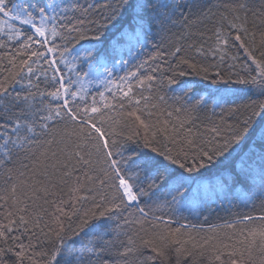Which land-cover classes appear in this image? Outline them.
<instances>
[{
	"label": "snow or ice",
	"instance_id": "1",
	"mask_svg": "<svg viewBox=\"0 0 264 264\" xmlns=\"http://www.w3.org/2000/svg\"><path fill=\"white\" fill-rule=\"evenodd\" d=\"M0 264H264V0H0Z\"/></svg>",
	"mask_w": 264,
	"mask_h": 264
},
{
	"label": "trees",
	"instance_id": "2",
	"mask_svg": "<svg viewBox=\"0 0 264 264\" xmlns=\"http://www.w3.org/2000/svg\"><path fill=\"white\" fill-rule=\"evenodd\" d=\"M210 26V25H209ZM196 30L195 28L193 29ZM93 89L100 88L99 85H93ZM102 90V88H101ZM259 97L256 96H242L235 100L234 104L244 105L250 104L253 100L259 101ZM234 106V105H233ZM243 111V109H241ZM213 211L206 212L203 215L197 217L195 215H189L187 212L183 213L180 217H173L174 222L169 227L175 229L180 226V224L185 225H195V229H181V232H190V234L199 241L202 237H208L215 235L216 233L230 232V229L219 228L218 226L224 225L232 222L237 215L242 214H259L260 208H245V207H232L228 208L225 203L222 207H217V205H212ZM157 215H165L164 213H157ZM206 217V219H205ZM244 227L242 225H237V228ZM210 228H215L216 232L209 231ZM203 229V230H201Z\"/></svg>",
	"mask_w": 264,
	"mask_h": 264
}]
</instances>
